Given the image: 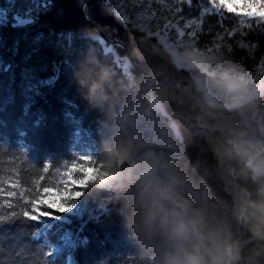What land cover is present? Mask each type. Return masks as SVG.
Returning a JSON list of instances; mask_svg holds the SVG:
<instances>
[{
  "label": "trees",
  "instance_id": "obj_1",
  "mask_svg": "<svg viewBox=\"0 0 264 264\" xmlns=\"http://www.w3.org/2000/svg\"><path fill=\"white\" fill-rule=\"evenodd\" d=\"M44 1L27 25L0 23V188L17 193L0 195L3 264H47L48 256L49 264H153L152 247L126 226L123 189L93 184L79 189L78 204L97 207L108 201L83 225L70 219L71 224L42 228L23 215H33L30 202L53 186L65 165L76 162L103 171L115 120L124 107L152 148L186 166L197 185L206 187L209 217L229 221L238 233L240 226L231 217L234 193L243 188L254 196L260 181L238 158L221 163L215 148L237 133L247 137L256 104L227 110L210 106L189 72L175 64L157 39L117 16L107 0ZM96 36L117 58L129 61L128 72ZM89 65L107 77L102 101L89 102L77 83L76 70ZM157 96L165 115L156 110L145 115L144 106ZM259 106L264 107V98ZM76 149L86 150L95 163L78 159ZM70 231L67 251L53 253ZM240 234L249 235L246 230ZM252 247L246 245L245 256ZM258 259L264 264V256Z\"/></svg>",
  "mask_w": 264,
  "mask_h": 264
},
{
  "label": "clouds",
  "instance_id": "obj_2",
  "mask_svg": "<svg viewBox=\"0 0 264 264\" xmlns=\"http://www.w3.org/2000/svg\"><path fill=\"white\" fill-rule=\"evenodd\" d=\"M173 58L211 76L231 94L228 109L241 108L255 98L256 93L249 91V78L214 72L195 49L174 53ZM76 80L89 102L102 101L107 94L105 73L90 65L76 70ZM160 106L161 98L152 97L143 111L151 115ZM114 128L102 165L104 179L96 186L112 189L114 182L122 179L126 226L142 244L152 247L153 264H259L258 258L264 256V189H258L254 196L243 188L234 193L231 217L240 226L234 233L229 221L209 217L207 189L197 185L187 167L168 159L143 139L128 107L122 109ZM242 136L237 133L218 144V159L223 163L238 158L253 177H264V155ZM244 230L249 235L242 238ZM248 244L253 247L245 256Z\"/></svg>",
  "mask_w": 264,
  "mask_h": 264
},
{
  "label": "rangeland",
  "instance_id": "obj_3",
  "mask_svg": "<svg viewBox=\"0 0 264 264\" xmlns=\"http://www.w3.org/2000/svg\"><path fill=\"white\" fill-rule=\"evenodd\" d=\"M107 1L111 4L114 13L122 19L125 14V9L117 5L116 0ZM221 2L222 0H207V4H205L204 0H192L191 5H189L187 0H180L179 3H176L175 0H162V2L161 0H149V2L136 5V15L130 17V19L140 24L144 30L138 27L136 28L145 32L147 35H149V31L153 33L159 32L160 36H151L157 39L172 58L174 53L183 52L187 49H195L204 56L214 72L221 74L231 72L250 79L249 91L256 93V95L253 100L244 104L242 107L248 104H252L253 108L256 104V107L250 116L246 133L247 137H241V139L250 141L255 145L257 150L264 155V107H257L264 98V31L260 30L264 28V23L253 18L251 21L245 20L244 24H241V17L235 15L236 12L243 14L248 11L255 13L261 10L256 5L264 4V0H223V3L228 4L229 7L235 4L242 5L246 2L252 3L254 6L248 9L237 8L233 12L222 9L224 14L223 19L219 15L212 13L205 14L203 17L201 16L205 7H210ZM44 3V0H24V2L21 0H6L4 5L0 2V23L11 21L13 25H27L32 22L38 9ZM128 7L131 8L133 6L129 4ZM117 8H119V11H115ZM176 8H180L181 11L177 13ZM153 13H155V15H153ZM193 21H195V24H192ZM131 24L133 25V23ZM168 24H171L172 27L165 28V25ZM187 24H192V26L185 27ZM176 28H180L185 32L184 37L178 35ZM165 33L167 35V43L161 41V37L164 36ZM191 33H195V35H191ZM229 33L232 34L230 35ZM96 38L101 42L104 51L112 52L118 64L128 72L129 61L126 58H117L109 45H106L99 37L96 36ZM239 55H242L243 58L240 59ZM174 62L179 68H183L189 72L197 88L202 93L204 100L210 106L219 110L228 109L226 105L230 103L231 94L219 86L211 76L203 75L184 63L175 60ZM156 111L165 115L162 106L156 109ZM170 125L175 133H177L175 125L172 122ZM74 152L78 159L81 156H88V152L84 149H76ZM71 165L72 164L65 165V167L59 171L58 178L55 180L53 186L51 185L49 187L62 188L63 185L60 181L62 179H67L63 173L68 171ZM98 172L102 174L103 171L98 169ZM73 176L75 177L74 174ZM257 179L260 181V189H264V177H258ZM98 182L99 180L95 183L89 181L88 184L96 186ZM79 189H81V187H73L72 190L75 191ZM103 189H123L122 179L115 181L112 189ZM107 202V200L103 201L99 203L97 207H90L86 204L72 202V207L63 212H58V210L52 208L48 211L40 208L41 212L47 211L52 213L53 216H45L38 222L43 226L42 228H49L55 224H71L70 219H74L76 222L82 223L83 225L87 222L88 218L98 214L99 212L97 211L106 209L108 205ZM41 206L47 207V205ZM35 214L36 213L33 212V215ZM71 235V231L69 233H63L62 239L65 242L59 247H53V253L63 251V249L67 251L71 242Z\"/></svg>",
  "mask_w": 264,
  "mask_h": 264
},
{
  "label": "snow or ice",
  "instance_id": "obj_4",
  "mask_svg": "<svg viewBox=\"0 0 264 264\" xmlns=\"http://www.w3.org/2000/svg\"><path fill=\"white\" fill-rule=\"evenodd\" d=\"M144 2H149V0H116V4L120 7H123L125 9V14L123 15L122 19L125 22H131L133 23L134 27L141 28V30H144V28L140 25L135 23V21L131 20L130 17H133L136 15L135 6ZM162 2V0H161ZM176 3H179L180 0H175ZM187 3L191 5L192 0H187ZM204 3L207 4V0H204ZM131 4L133 7H128V5ZM254 5L252 3H244V4H235L232 7H229L228 4L223 3V0L219 4H215L210 7H205L204 12L201 13V16L203 17L205 14L212 13L219 15L223 19V11L222 9H227L228 12H233L237 8H244L248 9L253 7ZM259 9L257 12H251L248 11L246 13H240L236 12L235 15L237 17H241L240 23L244 24L245 20L251 21L253 18L257 19L259 22L264 23V4H258L256 5ZM115 11H119V8H117ZM181 11L180 8H176V12L179 13ZM155 15V13H153ZM151 19V18H149ZM192 24H195V21L192 22ZM192 24H187L185 27H191ZM172 27L171 24L165 25V28ZM250 27V24H249ZM261 31H264V28L260 29ZM176 31L180 37H184L185 32L181 30L180 28H176ZM148 34L151 35H157L160 36L159 32H151L149 31ZM230 35L232 33H229ZM191 35H195V33H191ZM222 39V38H221ZM161 41L163 43H167V35L165 33L164 36L161 37ZM243 46V45H242ZM211 50V49H210ZM82 161H87L90 164H94L93 157L91 156H81L79 158ZM45 171L48 170L47 166L44 168ZM80 171L83 173L82 178L77 179L73 176V172ZM64 176L67 177V179H62L60 183L63 185L62 188H54V187H44L43 192L37 193V199L32 200L30 203L32 205V211L35 212V215H30L28 211H25L23 215L27 217L30 220H37L39 221L45 216H53L52 213L44 211H40L41 205H47L48 208L56 209L58 212H63L68 210L72 207V202H74L76 199H78L82 194L83 191L75 190L73 191V187H87L89 181H92L95 183L97 180L102 181L104 179V175L98 172V169L95 167H84V166H78L75 162L71 165V167L63 173ZM18 184H13L11 187L16 188L18 187ZM0 195H7L8 197H15L17 193L15 191H8L5 193L3 188H0ZM20 195L23 197L24 192L21 191ZM8 207H12V204L9 201H5ZM15 215V213H13ZM4 238L3 234L0 233V240ZM0 252H2V248H0ZM0 264H3V261L0 260ZM26 264V262H25ZM36 264H40V261H36ZM47 264H49V256Z\"/></svg>",
  "mask_w": 264,
  "mask_h": 264
}]
</instances>
